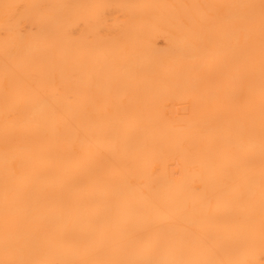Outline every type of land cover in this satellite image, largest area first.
<instances>
[{
  "label": "bare ground",
  "instance_id": "6f19581e",
  "mask_svg": "<svg viewBox=\"0 0 264 264\" xmlns=\"http://www.w3.org/2000/svg\"><path fill=\"white\" fill-rule=\"evenodd\" d=\"M0 264H264V0H0Z\"/></svg>",
  "mask_w": 264,
  "mask_h": 264
}]
</instances>
